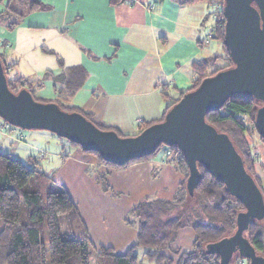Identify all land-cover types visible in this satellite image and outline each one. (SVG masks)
<instances>
[{"label":"crops","instance_id":"0c3cea01","mask_svg":"<svg viewBox=\"0 0 264 264\" xmlns=\"http://www.w3.org/2000/svg\"><path fill=\"white\" fill-rule=\"evenodd\" d=\"M39 1L47 7L29 9V4L14 0L13 5L24 11L20 20L12 27L8 20L0 22V51L5 52L10 73L16 72L18 62L21 67L22 60H27L29 69L20 68L16 76L37 84L36 96L56 98L64 69L82 66L86 77L69 103L92 113L95 121L125 133L137 132L142 120L159 118L167 100L163 90L173 95L190 87L195 78L192 63L211 56L204 55L203 49L213 38L214 24L209 29L204 20L207 8L198 2ZM8 3L0 1V12ZM39 137L0 117V151L22 159L36 156L31 152L39 148ZM74 153L66 157L60 170L48 169L47 173L64 184L77 203L92 242L112 246L117 253L136 241V227L124 219L133 202L147 194L172 198L184 177L175 163L165 160L164 153L159 159H143L125 167L103 163L82 148ZM154 167L160 169L156 177ZM68 174L81 180L77 184L80 193L65 185ZM102 174L110 190L103 189ZM81 192L99 199L103 207L97 211L101 214L87 212ZM191 233L180 232L178 244L172 245L182 246L187 241L182 236L192 237Z\"/></svg>","mask_w":264,"mask_h":264},{"label":"trees","instance_id":"16d2710c","mask_svg":"<svg viewBox=\"0 0 264 264\" xmlns=\"http://www.w3.org/2000/svg\"><path fill=\"white\" fill-rule=\"evenodd\" d=\"M13 1L9 0L5 10L0 12V22L8 20L9 27L16 24L24 12L13 5ZM21 1L29 4V9L47 7L39 0ZM121 1L123 0H110L112 4ZM175 1L180 4L207 1L215 6L216 19L211 35L221 41L224 53H216L203 60L194 61L192 66L195 78L192 85L180 90L178 97L164 89L163 93L167 100L161 116L154 120H142L137 132L125 133L103 122H97L93 119L92 113L69 103L70 97L81 87L86 77V71L82 66L64 69L57 97L42 98L35 94L37 84L25 82L23 76L8 77L9 64L6 62L5 52L0 51L9 87L14 92L27 87L36 100L56 102L64 110L81 112L102 129H114L122 136L139 133L152 123L163 120L171 106L185 92L195 89L205 77L234 65L225 43L223 12L225 0ZM262 104V100L252 95L232 94L221 108L209 111L206 120L230 136L244 160L246 169L254 176L264 194L260 178L254 175L255 145L245 136L249 128L243 120L244 115L249 116L256 128L255 116ZM256 130L258 131L257 128ZM258 133L264 141V136L259 131ZM70 142L81 147L78 143ZM161 150L166 154L165 160L175 161V166L181 170L184 178L172 199L147 194L132 205L124 219L136 227L137 237L135 243L123 253H117L112 246H97L92 242L77 203L61 182L40 168L38 156L22 159L10 152L0 151V264H144V259L153 264H220L219 255L208 251L206 245L232 234L237 228V213L245 207L204 165L198 163L200 178L194 186H190L189 168L184 154L177 145L161 143L153 153L132 158L123 165L105 160L96 151H85L94 153L103 163L113 167H124L139 160L149 159ZM152 172L157 175L159 167L152 168ZM101 182L104 190L111 189L105 174H102ZM193 198L200 199L201 210L189 205ZM263 221L264 218L253 219L246 236L256 250L264 255ZM188 225L194 228L196 241L191 250L180 252L179 248H172L179 255L175 260L163 250L171 248L179 230ZM237 256L243 258L239 254ZM245 259L247 258L242 260ZM232 260L230 264L234 263ZM247 261L250 264L249 259Z\"/></svg>","mask_w":264,"mask_h":264},{"label":"water","instance_id":"95a60500","mask_svg":"<svg viewBox=\"0 0 264 264\" xmlns=\"http://www.w3.org/2000/svg\"><path fill=\"white\" fill-rule=\"evenodd\" d=\"M223 12L225 43L234 65L205 77L171 106L163 120L137 134L122 136L102 129L81 112L36 100L27 87L14 92L1 58L0 117L23 129L50 130L118 165L153 153L161 143L177 145L189 168L188 185L200 178V163L245 207L237 213L236 230L208 243V251L219 255L220 264H230L235 253L250 264H264V255L246 236L251 221L264 218L263 191L230 136L206 120L207 113L221 108L232 94L252 95L263 101L255 125L264 136V0H225Z\"/></svg>","mask_w":264,"mask_h":264},{"label":"rangeland","instance_id":"374dc122","mask_svg":"<svg viewBox=\"0 0 264 264\" xmlns=\"http://www.w3.org/2000/svg\"><path fill=\"white\" fill-rule=\"evenodd\" d=\"M198 3H201L202 5H204L207 8V13L204 17V20L210 29L211 25H213L215 23V19H216L215 6L211 3H208L207 1H198ZM0 47H1V45H0ZM203 52H204L203 53L204 55H206V53H207L209 56V55H213L215 53H224V50H223V46H222V43L220 40L215 39V38H211L210 43L208 44V46L204 47ZM51 58H52V60H54L56 57L51 56ZM219 63H222V61H219ZM18 64H19V62H18ZM18 64L15 68L16 72L10 73V71H9V74H8L9 78L17 77L16 75L17 74L19 75L18 72H20V71H18V70L20 68L22 70L29 69V62H27V60H25V59L22 60L21 67H19ZM25 67H26V69H25ZM211 70H212V68L210 69V71ZM173 95H174V97L175 96L178 97L179 93L175 92ZM2 120L6 122V120H4L3 118H2ZM243 120L249 128L247 131V134H245V136L248 137L249 141L253 145H255V147L253 148V153H254V155H253L254 165L253 166L255 168L254 175H256L260 178L261 185L264 187V141L261 139L260 134L258 133L256 128L253 126L252 122L250 121L249 116L244 115ZM8 124H10V123H8ZM10 125H12V124H10ZM12 126H15V125H12ZM23 131H25V132L34 131L36 134L41 135V137L38 138L39 140L36 141V145L39 146V148L36 150L34 149L31 153L38 156V159L40 161V168L45 170L46 172L48 171V169L59 168V170H60L63 166L64 160L67 159L68 157H72L75 154L74 152L77 149L81 148V147L74 146L70 141H68V139H66L64 137H60L50 130H46V129H23ZM85 152H87V151H85ZM87 153L91 154V152H87ZM66 154H67V156H65ZM162 155H163V150H161L160 152H158L157 154H155L151 158L156 160V159L161 158ZM172 156L173 157L171 159L174 158V155H172ZM170 162L175 163V161H170ZM130 164H128V165H130ZM128 165H126V166H128ZM152 175H153V177H156L158 174L154 175V173L152 172ZM68 179H69V181L64 182V183L70 190H72V192H74L75 190L77 192L82 191L77 186V184H79L81 182L79 177L72 176L71 174H68ZM180 182H181V180H180ZM180 182H179V184H180ZM101 184H102V182H101ZM179 184H178V186H179ZM177 189H178V187H177ZM176 191H175V193H176ZM81 198L83 201L82 205L83 206L85 205L87 212L96 211L95 212L96 214H98V215L101 214V213H98V211L99 210L101 211L103 206L101 203L99 204V202H98L99 199L92 198V197L89 198L88 195H86V193H84V192H81ZM172 198H167V199H172ZM93 199H95V200H93ZM199 200L200 199L193 198L189 202V205H192V207L194 209L196 208L198 210H201L200 205H199ZM134 203L135 202H133V204ZM204 220H206V218H204ZM262 228L264 231V223H262ZM187 230H190L192 232L191 233L192 237H189L188 234H185L182 237L186 238L187 241L185 243H183L182 246L181 245H174L173 246L172 244H174L178 240V238L180 237V232L182 234V232H184V231L186 232ZM195 241H196V232L192 226L188 225V226L182 227L179 230L177 239L175 240L174 243L171 244L172 247L169 249H165L163 251L166 253V255H168V256L172 255L175 258V260H177L179 255L177 253H175L172 250V248H179L180 252L191 250L193 248ZM175 244H178V242H176ZM178 246H181V247H178ZM140 252H142L141 249H140ZM237 255H238V253H235V255L233 257V260H232V263L234 262L233 264H249L247 259L242 260L244 258H241V257L238 258ZM237 258H238V260H236ZM143 263L144 264H153V262L151 263L145 259H144Z\"/></svg>","mask_w":264,"mask_h":264}]
</instances>
